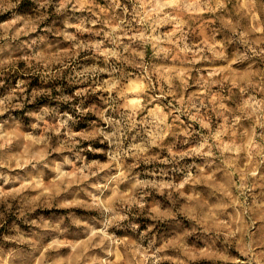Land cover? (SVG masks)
Masks as SVG:
<instances>
[{
	"label": "clouds",
	"instance_id": "clouds-1",
	"mask_svg": "<svg viewBox=\"0 0 264 264\" xmlns=\"http://www.w3.org/2000/svg\"><path fill=\"white\" fill-rule=\"evenodd\" d=\"M0 264H264V0H0Z\"/></svg>",
	"mask_w": 264,
	"mask_h": 264
},
{
	"label": "rangeland",
	"instance_id": "rangeland-1",
	"mask_svg": "<svg viewBox=\"0 0 264 264\" xmlns=\"http://www.w3.org/2000/svg\"><path fill=\"white\" fill-rule=\"evenodd\" d=\"M100 2L103 3V0H100ZM88 123H89L88 121H85V123L81 126V130H86Z\"/></svg>",
	"mask_w": 264,
	"mask_h": 264
}]
</instances>
